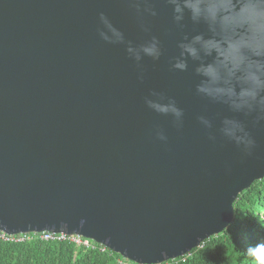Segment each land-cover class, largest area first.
<instances>
[{
    "label": "water",
    "instance_id": "obj_1",
    "mask_svg": "<svg viewBox=\"0 0 264 264\" xmlns=\"http://www.w3.org/2000/svg\"><path fill=\"white\" fill-rule=\"evenodd\" d=\"M152 3L145 31L129 0H0V231L81 235L135 264H165L223 233L264 179V125H249L251 155L219 135L233 114L196 94L191 62L171 70L182 34L164 0ZM102 13L123 43L99 36ZM152 36L163 55L138 66L126 47ZM153 90L183 109L182 128L147 108Z\"/></svg>",
    "mask_w": 264,
    "mask_h": 264
},
{
    "label": "clouds",
    "instance_id": "obj_2",
    "mask_svg": "<svg viewBox=\"0 0 264 264\" xmlns=\"http://www.w3.org/2000/svg\"><path fill=\"white\" fill-rule=\"evenodd\" d=\"M164 2L171 9L174 29L182 34L177 42L178 55L169 61L171 70L183 73L189 70L190 62L194 65L193 73L198 78L196 94L233 114L220 120L219 135L245 155H251L257 141L249 125H264V0ZM129 3L148 31L144 17L158 14L152 0H129ZM100 22L104 30L99 31V36L105 42H124L123 33L103 13ZM189 25L191 31L187 30ZM126 52L139 66L145 58L159 61L163 48L159 38L152 36L138 46L129 43ZM139 79L143 80V73ZM144 103L156 114L170 117L176 128L183 127L185 113L174 98L153 90ZM198 121L209 131V140L215 142L216 136L211 133L213 120L201 115ZM154 136L167 143L168 137L161 128L154 129ZM247 255L257 264H264V243L249 247Z\"/></svg>",
    "mask_w": 264,
    "mask_h": 264
},
{
    "label": "trees",
    "instance_id": "obj_3",
    "mask_svg": "<svg viewBox=\"0 0 264 264\" xmlns=\"http://www.w3.org/2000/svg\"><path fill=\"white\" fill-rule=\"evenodd\" d=\"M247 194V195H246ZM233 223L190 254L165 264H257L249 247L264 243V179L243 192L235 205ZM125 259L94 244L79 247L70 242L35 239L26 243L0 241V264H120Z\"/></svg>",
    "mask_w": 264,
    "mask_h": 264
},
{
    "label": "built area",
    "instance_id": "obj_4",
    "mask_svg": "<svg viewBox=\"0 0 264 264\" xmlns=\"http://www.w3.org/2000/svg\"><path fill=\"white\" fill-rule=\"evenodd\" d=\"M35 239H40L43 241H56V242H70L76 244L79 247L91 248L95 243L94 241L87 239L81 235H68L66 233H53V232H44L41 234L31 233V234H19L12 235L6 232L0 231V241L6 243H26L34 241ZM102 246V245H100ZM106 247L102 246V251H105ZM120 264H135L125 259V261H119Z\"/></svg>",
    "mask_w": 264,
    "mask_h": 264
},
{
    "label": "snow or ice",
    "instance_id": "obj_5",
    "mask_svg": "<svg viewBox=\"0 0 264 264\" xmlns=\"http://www.w3.org/2000/svg\"><path fill=\"white\" fill-rule=\"evenodd\" d=\"M247 195V194H246Z\"/></svg>",
    "mask_w": 264,
    "mask_h": 264
}]
</instances>
